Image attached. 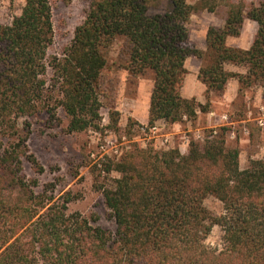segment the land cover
<instances>
[{"label": "trees", "instance_id": "obj_1", "mask_svg": "<svg viewBox=\"0 0 264 264\" xmlns=\"http://www.w3.org/2000/svg\"><path fill=\"white\" fill-rule=\"evenodd\" d=\"M220 1L91 0L59 56L48 53L52 0H24L20 14L0 24V264H264V159L249 160L241 170L239 152L226 147L222 132L190 142L185 154L136 150L103 163L102 172L120 175L102 188L113 233L67 214L68 192L55 200L23 172L26 162L43 172L28 153L27 118L42 111L53 117L62 108L65 133L98 128L103 51L116 39L124 40L130 76L152 74L148 126L208 113L209 94L222 93L231 79L239 93L264 88V1L229 0L223 26L206 31V49L190 42V16L215 13ZM246 20L257 25L251 46L228 47L226 40L238 37ZM188 57L202 63L197 77L206 87L205 104L180 95ZM229 64L245 67V74L226 70ZM134 124L129 120V130ZM207 197L222 204L220 215L204 207ZM214 226L223 233L219 250L205 243Z\"/></svg>", "mask_w": 264, "mask_h": 264}, {"label": "rangeland", "instance_id": "obj_2", "mask_svg": "<svg viewBox=\"0 0 264 264\" xmlns=\"http://www.w3.org/2000/svg\"><path fill=\"white\" fill-rule=\"evenodd\" d=\"M197 1L186 0L190 5H194ZM233 1L249 5L258 4L264 0ZM90 2L91 0H52L54 39L48 51L50 55L59 56L63 47L70 42L75 28L84 20ZM227 2L229 0H221L215 13L201 11L190 16L187 24L189 40L196 48V45L203 40L201 34L206 27L208 29L209 26H223L228 9ZM154 4L156 8L158 7L157 9L161 8L160 1ZM23 5L24 0H0V24L9 25L13 17L20 14ZM229 38L233 40L232 38L237 37ZM205 49L206 43L203 51ZM103 53L107 65L101 74L97 89L101 103L99 111L101 120L97 129L90 128L82 133H65L67 118L62 108H57L53 117L42 111L26 119V122L30 124V133L26 142L28 153L34 156L43 172H35L26 162L23 167L25 179L28 182L36 180L39 185L37 191L46 189L47 195H55V200L63 201V194L68 192L71 201L67 204V214L78 213L91 225L113 233L115 223L104 204L102 188L113 186V181L120 175L113 171L104 173L101 167L103 163L117 162L126 153L136 150L178 149L181 154H185L190 142L203 143L218 132H222L225 144L227 133H229L230 141H236L239 138L250 139V142L245 144H248L250 149L243 151L241 158L239 156L241 170L247 167L249 160L264 159V96L259 105L250 93H245V90L249 88L240 93L238 88L236 99L231 107L216 109L213 102L218 101L226 91L229 82L235 80L231 79L222 93L209 94L210 111L208 113L198 112L200 117L196 124L192 123L195 119L175 124L159 120L156 122L155 133L145 134L138 129L139 123L135 119V114L145 113L152 85V74L147 72L136 78L128 74L125 70L126 47L123 39H116ZM199 63L201 67L200 60ZM228 66L236 65L225 66L226 70L235 72ZM237 67L244 68L246 72L245 67ZM203 86L204 101L201 104L207 101L206 87L204 84ZM52 95L57 97L56 89L55 94L52 93ZM113 112L118 114L116 126L111 123ZM129 120L135 122L130 130L127 126ZM147 123L148 120L143 125ZM106 141L110 142L109 146L111 143L115 144L120 152L119 156H113V151H110L111 147L107 148L106 153L100 150V145ZM226 147L239 152L236 145L230 144ZM203 205L213 216L222 213V204L214 197H207ZM222 235L220 227L214 226L205 241L206 245L219 250L223 246Z\"/></svg>", "mask_w": 264, "mask_h": 264}, {"label": "crops", "instance_id": "obj_3", "mask_svg": "<svg viewBox=\"0 0 264 264\" xmlns=\"http://www.w3.org/2000/svg\"><path fill=\"white\" fill-rule=\"evenodd\" d=\"M216 26V25H215ZM221 26V25H219ZM206 29L202 32V36H203V40L196 45L197 48L203 50L205 47V33H206ZM257 31V25L254 22L251 21H244L243 23V27H242V31L239 37L237 38H232L233 40H230V38L227 39L226 43L229 47H233V48H239V49H244L247 50L249 49V47L251 46L253 37L255 35ZM232 41V42H231ZM184 67L187 70V75L183 81V85L181 87L180 90V95L182 98L185 99H191V98H195L197 101H199L200 103H203L204 101V86L203 84H201L199 82V80L197 79V74L199 71V67H200V63L199 60H197L196 58H192V57H188L185 60L184 63ZM228 68L232 71L244 74L245 70L244 68L241 67H237V66H228ZM239 88V84L237 81L235 80H231L226 88V91L224 92V94L222 96H220L218 101H214L213 102V106L218 109V110H222V109H226L231 107L232 103L235 101L236 96H237V91ZM151 89H152V85L150 87V93H151ZM150 93H149V97H150ZM245 93L248 94L250 93L253 98L255 99V102L257 104L260 105L261 103V99L264 96V88L263 87H252L249 88L247 90H245ZM146 110L144 114H135V119H137V122L139 124H143L144 122H147L148 120V110H149V98H148V103L145 106ZM199 114H197L195 121L192 122L193 124H196L197 121L199 120ZM215 122H219L218 120H215ZM249 126V125H248ZM251 127V126H249ZM228 129V128H227ZM230 137L229 133H227V139H226V145L230 146V144L232 145H236L239 148V156L241 158V154L242 152L249 150V146L245 145L246 143L250 142V139H245V138H239L236 141H230ZM241 162V161H240ZM239 162V164H240Z\"/></svg>", "mask_w": 264, "mask_h": 264}, {"label": "built area", "instance_id": "obj_4", "mask_svg": "<svg viewBox=\"0 0 264 264\" xmlns=\"http://www.w3.org/2000/svg\"><path fill=\"white\" fill-rule=\"evenodd\" d=\"M138 125H139L138 126V129H140L145 134H149V133L152 134V133H155V131L157 130V128H156V122L152 126H148V124L145 125V126L143 124H138ZM109 143L110 142H108V141L102 143L100 145V150L103 151V153H106L108 151L107 148L108 147L109 148L111 147L110 148V151H113V154H114L113 156H119L120 155V152L116 149L115 144L111 143V145L109 146Z\"/></svg>", "mask_w": 264, "mask_h": 264}]
</instances>
